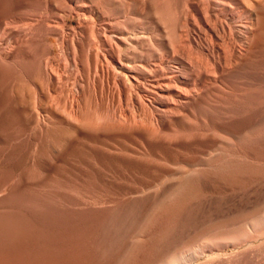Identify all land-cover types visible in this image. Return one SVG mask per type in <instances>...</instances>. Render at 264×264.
<instances>
[{
  "label": "bare ground",
  "instance_id": "bare-ground-1",
  "mask_svg": "<svg viewBox=\"0 0 264 264\" xmlns=\"http://www.w3.org/2000/svg\"><path fill=\"white\" fill-rule=\"evenodd\" d=\"M9 104L24 112L28 134ZM257 121L264 128V0H0V132L15 125L20 143L63 127L91 152L126 166L124 174L148 173L134 184L143 198L159 178L258 163L241 140ZM19 176L0 168V264H79L85 254L92 264H264V244L253 245L264 215L183 239L164 225H138L167 218L151 205L126 211V230L72 221L66 248L39 207L46 195L62 193L48 185L32 191ZM122 235L126 244L108 257ZM80 236L91 240L90 253L80 251ZM223 246L237 249L216 255Z\"/></svg>",
  "mask_w": 264,
  "mask_h": 264
},
{
  "label": "rangeland",
  "instance_id": "rangeland-1",
  "mask_svg": "<svg viewBox=\"0 0 264 264\" xmlns=\"http://www.w3.org/2000/svg\"><path fill=\"white\" fill-rule=\"evenodd\" d=\"M7 110L13 116L19 114L22 117V120L18 118L20 120L19 126L22 131L28 134L30 124H25L23 121L24 112L17 114L12 104H9ZM247 118L243 117L242 121ZM15 131V125H12L7 132H0V168L4 171L19 174L21 184L28 189H32V191H37L40 187L48 185L49 187L46 188L55 187L62 193L58 194L59 199H56L57 196L55 195H46L47 207L44 206V208L39 205L41 209L43 208L41 211L48 222L52 221V225H48L52 226L51 228L54 227L61 239L66 236V230L72 228V221L74 220H78L74 221L77 228L88 227L87 229H91L93 227L111 226V228L126 230V211L150 205L151 208L162 212L169 219L163 218L162 222H151L149 224L141 221L138 225L151 231H158L160 228L167 227L169 228L167 233L171 235L170 237H181L183 239L195 237L200 239L208 236V234L215 233L217 235V233L232 231L234 228L237 227L238 229V227L255 221L264 215V128L260 121L254 123L252 133L241 139L245 145H252L254 149L249 152L257 154L259 157L258 163L247 164L236 171H201L181 180L177 175L159 178L158 181H155L158 184V187H155L156 190L154 188L152 191L150 190L143 197L144 199L139 198L137 192H134V186L138 182H147L151 178L148 173H130L126 171L124 174L123 170L124 168L126 170V166L123 168L117 160L101 154V152L99 154L98 150V152L96 150L91 152V149L84 143L74 141L67 129L51 126L44 132L42 137L32 134L27 143H20L16 138ZM129 144L132 145V143ZM97 161L108 164L114 169V172L107 174L97 170L92 165ZM134 163L126 160L127 166ZM109 174L111 175L109 176ZM73 188H76L77 192L72 196L67 193V190ZM40 196L44 197V195ZM51 196L52 199L55 196L54 199L56 200L50 199ZM47 197H49V201ZM50 200H52V203H50ZM61 201L62 203L68 202L62 204ZM55 202L57 205H59L58 203L61 204L57 206ZM50 204H53L52 208L48 206ZM111 204L119 205L121 211H117V207H110ZM48 207L49 209H46ZM62 214L63 216L66 215L64 216L65 219ZM58 215L61 217L60 220L63 219L62 221L58 220ZM30 223L31 226L32 224L36 225L33 221ZM69 223L72 226L68 225ZM165 224L167 225L165 226ZM76 226L73 227L76 228ZM63 240L62 243L68 248L70 240L66 237ZM78 240L80 251L85 248L83 252L90 253L89 251L92 250L91 240L85 236H80ZM117 240L121 242L117 243ZM253 240L255 246L264 244V224L258 238ZM59 241L62 240L59 239ZM125 241L126 236H117L116 243L109 246L108 257L115 256L119 250V245ZM236 249L232 246H223L215 254L229 256L234 254ZM85 255L79 256V264L84 262L85 264H92L93 261H89V256ZM131 257L132 261L130 263L134 261V256L131 255ZM209 257L210 255H207L203 259Z\"/></svg>",
  "mask_w": 264,
  "mask_h": 264
}]
</instances>
